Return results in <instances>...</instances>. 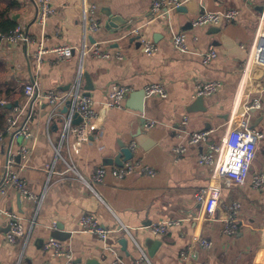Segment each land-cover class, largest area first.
Segmentation results:
<instances>
[{
    "label": "crops",
    "instance_id": "crops-1",
    "mask_svg": "<svg viewBox=\"0 0 264 264\" xmlns=\"http://www.w3.org/2000/svg\"><path fill=\"white\" fill-rule=\"evenodd\" d=\"M36 1L0 0V14L12 17L30 37L29 42L13 41L0 31V101L9 108L12 104L9 115L17 106L32 114L30 138L13 140L7 135L0 143V183L9 148L18 151L26 145L32 155L26 162L18 157L17 165L30 189L43 197L38 204L14 188L0 193V264H17L19 259L20 264H69L44 249L51 237L69 248L73 264H112L115 257L104 241L82 231L85 213L95 214L110 230L107 243L115 246L124 264H135L140 247L152 264H264V188H254L250 180L241 185L221 180V203L212 219L204 217L195 197L200 188L214 183V167L199 162L210 143L218 142L245 116L252 127L264 132V24L258 26L264 0H188L183 5L186 10L175 9L158 18L152 12L154 0H51L53 11L44 23L38 18ZM84 4L95 5L100 23L97 31L88 32L87 40ZM202 6L212 11L236 7L240 15L217 25L193 26ZM111 12L126 20L117 24L119 28L127 24V29L107 26ZM179 32L186 34L190 52L175 47L173 36ZM141 37L156 43L158 50L148 54ZM94 43L113 56L89 54L83 62V74L87 72L93 82L90 96L98 114L91 123V138L78 141L72 134L63 136L72 105L65 101L55 109L46 99L31 103L25 85L37 81L46 91H69L78 74V49ZM62 45L76 47L71 60L51 51ZM211 46L217 56L204 64L202 53ZM40 48L49 52L38 61ZM117 52L122 58L115 56ZM212 80L222 82L217 92L196 95L199 83ZM115 83L131 88L122 108L106 105ZM152 83L164 84L168 96L145 94L144 98L142 92ZM256 100L262 107L246 111ZM196 131H211L209 143H189L188 135ZM124 144L132 148V159L149 165L156 174L117 178L111 169L118 165L107 160ZM180 145L186 148L182 154L175 151ZM100 166L108 168L104 181L88 186L80 176L90 180ZM255 172H264V139L251 168ZM233 201L241 204L239 227L235 235H227L223 204ZM167 219L180 224L164 234L149 229ZM12 220L23 224L27 238L8 240ZM122 224L131 234L119 230ZM200 237L213 246L202 248ZM122 238L128 240L125 246ZM183 251L189 252L187 258Z\"/></svg>",
    "mask_w": 264,
    "mask_h": 264
},
{
    "label": "built area",
    "instance_id": "built-area-1",
    "mask_svg": "<svg viewBox=\"0 0 264 264\" xmlns=\"http://www.w3.org/2000/svg\"><path fill=\"white\" fill-rule=\"evenodd\" d=\"M187 1L188 0H154L152 6L153 15L155 18L165 14L169 15L171 11L184 5ZM36 4L38 8V18L41 23H44L53 11L51 0H37ZM202 7L203 11L192 20L193 26L217 25L225 21H233L240 15V9L236 7H229L223 10L215 11L207 10L204 6ZM258 23V26L264 24V10L258 17ZM83 25L86 40L88 32L97 31L99 29L100 23L95 17V5L88 6L84 4ZM135 31L138 33V30ZM258 34L262 37L261 29ZM1 35L3 36L4 34ZM4 36L13 41L18 39L26 42L30 41V37L21 27L15 28L10 34ZM173 42L178 50L182 52L191 51L187 43L185 33L179 32L174 34ZM141 43L144 45V49L148 54H153L158 50V45L156 43L147 40L144 37H141ZM75 50V46L62 45L56 46L51 51L55 52L60 59L67 61L71 60L75 56ZM78 50L80 55L78 74L69 91H46L41 88L39 82L34 81L25 85V93L31 103L36 100L46 99L55 106V109H58L60 104L63 102L71 100L72 111L66 118L63 125V136L72 134L78 141H88L92 135L91 123L97 117L98 113L95 109V101L93 97L87 95L84 91L83 62L89 54L104 58L111 57L113 54L108 50L102 49L101 44L98 43L91 45L84 44ZM46 52L49 51L45 48H40L37 53V60L41 61L43 54ZM115 56L122 58L123 55L121 52H117ZM216 56L217 51L213 46H211L206 52L202 53L204 64H208ZM221 86L222 82L218 80L199 83L196 88V95H212L217 92ZM130 90L131 88L122 84H113L107 95L106 105L112 108H122L124 106L125 98ZM144 91L146 96H168V91L162 83L148 84ZM2 103L5 104V101H2ZM261 107V102L256 100L252 104H248L246 106V111ZM75 114H79L82 117V120L78 124L74 122ZM31 117L32 114L28 113V108H20L19 106L15 107L12 113L8 116L6 128L0 130V143L5 140L7 135L11 136L13 140L17 137L30 138L32 136V130L29 125ZM210 134L211 131L192 132L188 135V141L192 144L209 143ZM263 139L264 132L258 128L252 127L250 118L245 116L240 119L237 126L226 132L218 142L210 143L209 151L201 152L199 155V162L202 164H209L214 167V183L212 182L208 186L200 188L195 194L196 200L203 206V214L206 219H212L220 206L222 197V187L220 185L221 180H227L236 185L245 184L250 180L254 188H264V172L251 173V168L257 158L259 146ZM134 146L135 143H133L132 147ZM55 148L59 154V148L56 146ZM185 150L186 148L184 145H180L175 148V151L178 154L184 153ZM31 155L32 151L26 145H22L18 151H14L12 147L9 148L8 156L4 164L5 171L3 179L0 183V193L7 194L10 189L14 188L23 197L32 199L40 204L43 197H39L30 189L27 180L21 176L17 165L18 157L26 162L29 160ZM72 169L77 173L74 167H72ZM111 171L119 179H123L131 174H156V171L153 168L136 159H129L122 166H114ZM107 173L108 168L106 166H100L94 171L90 180L88 178H84L83 176L80 177L88 186L92 187L91 182H103ZM223 208L227 211V216L224 219L223 231L227 235H235L239 227L238 216L241 204L237 201H233L223 204ZM178 224H180L179 220L167 219L149 225V229L154 234H164L171 226ZM80 225L83 232L95 234L104 241L107 249H109L115 257L112 264H124L115 246H111L107 243L110 230L100 222L99 218L95 214L85 213L81 217ZM119 230H123L131 234V231L126 225L122 224ZM20 237L27 238L28 234H25V229L22 223L12 220L10 229L7 233V238L11 243H16ZM198 243L204 249H210L213 246V243L205 237H200L198 239ZM44 249L46 251H51V254L55 256H62L66 258L69 264H73L74 257L72 252L69 248L64 246L59 239L55 237L49 238L44 243ZM182 255L187 258L189 256V252L183 251ZM20 262L21 259H19L17 264H20ZM135 264H152L149 256L141 247L140 255L136 259ZM198 264L210 263L205 261Z\"/></svg>",
    "mask_w": 264,
    "mask_h": 264
},
{
    "label": "water",
    "instance_id": "water-1",
    "mask_svg": "<svg viewBox=\"0 0 264 264\" xmlns=\"http://www.w3.org/2000/svg\"><path fill=\"white\" fill-rule=\"evenodd\" d=\"M178 10H186V7L185 6H180L177 8ZM264 10V6L260 8V11L262 12ZM109 20L107 22V26L108 27H116L117 30L123 28V29H127L128 25L126 24L125 26L123 27H120L119 28V25L117 24V22H119L120 24H123L126 20H124L123 18H119L118 16L109 13ZM123 20V21H122ZM116 30V31H117ZM1 38V36H0ZM85 76V79H86V83L87 85L85 86V89L87 90L86 94L87 95H91V91L94 89L93 87V82L91 80V77L90 75L85 72L84 74ZM144 98H145V91L142 92ZM203 97V96H202ZM201 98V97H200ZM72 104V101L71 100H68L67 101V105L70 106ZM68 106H66L65 110L67 111L68 110ZM12 107V104L10 105V108ZM82 120V117L79 115V114H75V120L74 122L75 123H80V121ZM134 157V152L132 150V148L126 144L122 145L121 146V150L113 157H110L107 161L108 164H115V165H118V166H122L127 160L129 159H132ZM121 243L123 244V246H125L127 244V238H122L121 240Z\"/></svg>",
    "mask_w": 264,
    "mask_h": 264
},
{
    "label": "trees",
    "instance_id": "trees-1",
    "mask_svg": "<svg viewBox=\"0 0 264 264\" xmlns=\"http://www.w3.org/2000/svg\"><path fill=\"white\" fill-rule=\"evenodd\" d=\"M16 27H17V22L12 17L6 16L4 13L0 14V31L3 34L5 35L10 34ZM10 111L11 109L9 108L8 104L7 103L3 104L0 101V130L6 128L7 119Z\"/></svg>",
    "mask_w": 264,
    "mask_h": 264
}]
</instances>
